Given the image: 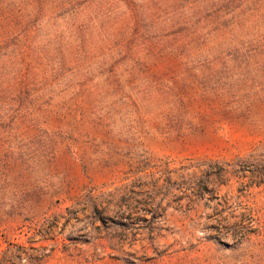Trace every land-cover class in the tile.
<instances>
[{"label":"rangeland","instance_id":"obj_1","mask_svg":"<svg viewBox=\"0 0 264 264\" xmlns=\"http://www.w3.org/2000/svg\"><path fill=\"white\" fill-rule=\"evenodd\" d=\"M0 264H264V0H0Z\"/></svg>","mask_w":264,"mask_h":264}]
</instances>
